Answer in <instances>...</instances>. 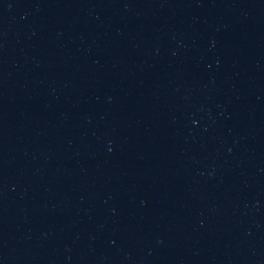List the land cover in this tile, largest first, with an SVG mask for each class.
I'll return each instance as SVG.
<instances>
[{"label": "water", "instance_id": "95a60500", "mask_svg": "<svg viewBox=\"0 0 264 264\" xmlns=\"http://www.w3.org/2000/svg\"><path fill=\"white\" fill-rule=\"evenodd\" d=\"M0 264H264V0H0Z\"/></svg>", "mask_w": 264, "mask_h": 264}]
</instances>
